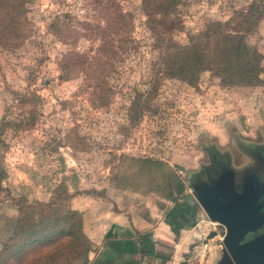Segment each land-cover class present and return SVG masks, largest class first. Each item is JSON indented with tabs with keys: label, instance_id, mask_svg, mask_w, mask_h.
I'll list each match as a JSON object with an SVG mask.
<instances>
[{
	"label": "rangeland",
	"instance_id": "1",
	"mask_svg": "<svg viewBox=\"0 0 264 264\" xmlns=\"http://www.w3.org/2000/svg\"><path fill=\"white\" fill-rule=\"evenodd\" d=\"M120 3L132 14L135 42L115 63L107 106H93L91 95L80 91L81 75L59 78L58 59L69 44L48 32L54 17L65 11L76 19L100 21L102 5L95 0H30V36L12 50L0 47V120L20 115L17 107L7 110L17 93L33 90L42 97L36 124L26 131L9 129L4 135L7 147L0 146L5 169L0 182V250L23 206L20 199L46 202L59 183L73 194L70 206L80 210L87 223L117 206L145 213L166 200L168 182L175 177L184 184L177 199L185 191L193 196L192 175L201 165L210 166V151L229 155L239 167L241 159L250 157L247 148L264 145V0H182L178 11L184 28L173 33L177 43L186 44L208 21H226L235 10L254 3L261 17L247 41L263 59L261 82L253 86H224L210 71L200 74L196 86L156 73L159 51L152 46L141 0ZM97 44L80 37L76 48L84 51ZM155 82V93L133 121L131 101ZM71 129L79 139L72 133L74 145L69 146L65 138ZM205 220L199 223L203 226ZM202 226L194 253L202 264H212L220 254L223 233L215 222ZM210 231L218 234L208 238Z\"/></svg>",
	"mask_w": 264,
	"mask_h": 264
},
{
	"label": "trees",
	"instance_id": "2",
	"mask_svg": "<svg viewBox=\"0 0 264 264\" xmlns=\"http://www.w3.org/2000/svg\"><path fill=\"white\" fill-rule=\"evenodd\" d=\"M29 1L0 0L1 48L12 50L30 36ZM181 2L141 0L145 25L153 38L152 46L159 51L156 73L191 86L197 85L200 74L205 71L219 77L224 86L260 84L263 54L247 41L260 20L259 8L251 3L247 9L235 10L226 21L210 20L202 31L190 34L186 44H180L173 33L184 28L178 11ZM95 3L102 5L100 21L76 19L72 12L65 11L54 17L48 32L69 44L58 59L59 78L66 81L72 74L81 75L80 91L91 95L93 106L104 107L110 103L109 96L114 90L108 79L115 70V63L132 48L135 40L131 36L132 14L122 9L120 0H95ZM80 37L98 41V44L80 51L76 48ZM157 86L155 82L146 94L137 91L129 106L133 121L142 114L144 104ZM41 103L42 97L33 90L15 95L14 103L7 110L11 112L17 107L20 115L1 118L0 146L7 147L4 135L9 129L26 131L36 124L42 115ZM72 133L71 129L65 138L69 146L74 145ZM75 136L79 139L77 133ZM4 177L5 169L0 163V182ZM168 186L165 196L168 201H176L184 192L179 177L168 182ZM72 197L66 185L59 183L46 202L28 203L20 199L23 206L0 250V264H89L93 243L83 229L82 212L70 206Z\"/></svg>",
	"mask_w": 264,
	"mask_h": 264
},
{
	"label": "crops",
	"instance_id": "3",
	"mask_svg": "<svg viewBox=\"0 0 264 264\" xmlns=\"http://www.w3.org/2000/svg\"><path fill=\"white\" fill-rule=\"evenodd\" d=\"M204 214L185 191L182 198L156 203L145 213L117 206L96 216V222L85 219L83 228L93 243L89 264H198L193 242L203 234Z\"/></svg>",
	"mask_w": 264,
	"mask_h": 264
},
{
	"label": "water",
	"instance_id": "4",
	"mask_svg": "<svg viewBox=\"0 0 264 264\" xmlns=\"http://www.w3.org/2000/svg\"><path fill=\"white\" fill-rule=\"evenodd\" d=\"M190 187L208 219L224 228L218 244L220 254L212 264H264V231L253 235L264 224L259 201L264 182L254 173L236 180L229 169L220 180ZM217 234L211 231L208 238Z\"/></svg>",
	"mask_w": 264,
	"mask_h": 264
},
{
	"label": "flooded vegetation",
	"instance_id": "5",
	"mask_svg": "<svg viewBox=\"0 0 264 264\" xmlns=\"http://www.w3.org/2000/svg\"><path fill=\"white\" fill-rule=\"evenodd\" d=\"M254 147H250L247 149L251 150L250 157L243 158L239 162V167L232 165V160L229 155H221L216 151H210L208 153L210 166L201 165L200 172L192 175L191 182L195 184H201L204 181H216L224 176L227 170L231 169L235 172L236 180H239L246 173L250 174L254 173L257 177L264 182V145H253ZM246 149V148H245ZM250 181V179H247ZM264 191V187L261 188ZM260 202H262L261 210L264 211V193L260 196ZM220 229L222 233H224V228L221 226ZM264 231V224L258 230L253 232V235L259 234ZM248 238V236H247Z\"/></svg>",
	"mask_w": 264,
	"mask_h": 264
},
{
	"label": "built area",
	"instance_id": "6",
	"mask_svg": "<svg viewBox=\"0 0 264 264\" xmlns=\"http://www.w3.org/2000/svg\"><path fill=\"white\" fill-rule=\"evenodd\" d=\"M205 223H208V224H209V223H211V224H213V222H212V221H210V220H207L206 222H204L203 226H205ZM203 226H202V227H203ZM213 228H214V227H213ZM213 228H212V230H213ZM201 229H202V228H201ZM202 230H203V229H202ZM208 230H211V229H208ZM210 232H211V231H210Z\"/></svg>",
	"mask_w": 264,
	"mask_h": 264
}]
</instances>
